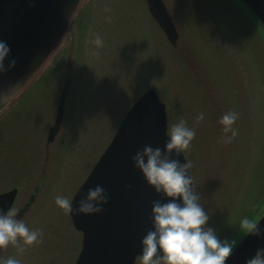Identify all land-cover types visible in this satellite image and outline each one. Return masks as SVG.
Returning <instances> with one entry per match:
<instances>
[{"label": "rangeland", "instance_id": "obj_1", "mask_svg": "<svg viewBox=\"0 0 264 264\" xmlns=\"http://www.w3.org/2000/svg\"><path fill=\"white\" fill-rule=\"evenodd\" d=\"M164 1L178 31L174 46L145 0H82L34 77L57 58L52 85L31 105L19 104V93L0 109V192L19 188L15 209L29 201L20 220L42 233L40 246L80 248L56 197L71 200L125 111L150 87L166 104L167 130L181 118L195 130L183 154L218 238L237 243L246 233L241 221L264 211V34L237 0ZM96 36L104 41L99 59L91 54ZM62 91V123L47 143ZM229 111L238 134L225 144L219 121ZM25 251L11 250V258L45 257Z\"/></svg>", "mask_w": 264, "mask_h": 264}, {"label": "water", "instance_id": "obj_2", "mask_svg": "<svg viewBox=\"0 0 264 264\" xmlns=\"http://www.w3.org/2000/svg\"><path fill=\"white\" fill-rule=\"evenodd\" d=\"M82 0H0V42L10 48L4 60L7 67L0 73V91L22 86L5 102L22 92L41 70L67 29L71 17ZM264 28V0H242ZM148 11L175 45L178 39L173 17L164 0H146ZM65 93L62 91L47 142L58 133L64 113ZM167 132L166 105L153 87L133 102L117 126L112 138L101 152L89 173L77 188L71 201L73 207L84 198L89 188L99 185L109 199L98 214H70L76 229L82 232V248L75 264H133L142 254V240L154 230L153 201L168 200L155 193L132 157L146 145L164 149ZM173 158L186 163L184 154ZM17 187L0 193V211L6 213L17 195ZM264 232V212L256 220ZM264 248V234L245 233L236 243L225 264H245L256 251ZM158 255L162 253L158 250Z\"/></svg>", "mask_w": 264, "mask_h": 264}, {"label": "clouds", "instance_id": "obj_3", "mask_svg": "<svg viewBox=\"0 0 264 264\" xmlns=\"http://www.w3.org/2000/svg\"><path fill=\"white\" fill-rule=\"evenodd\" d=\"M110 19V17H109ZM96 50L92 55L99 59V49L104 41L96 36L91 41ZM10 48L0 42V73L7 72L15 66L12 60L5 67L4 60L9 55ZM22 86H15L12 91H0V103L18 92ZM201 112L197 123L204 120ZM238 116L235 112L225 113L219 123L223 125L222 142L229 144L237 136L233 127ZM231 135H228V134ZM194 128H189L181 118L166 132L169 138L164 149L146 145L132 157L134 167L139 169L147 184L155 193L162 195L168 202L153 201L152 214L154 230L149 231L142 240L141 264H225L232 255L236 241L220 240L216 232L207 226L209 216L200 203V196L193 186L190 175L191 164L180 163L173 156H180L189 150L195 139ZM108 195L104 188L97 185L89 188L87 194L77 206L63 196H57L55 203L66 214H98L103 211L102 205L108 203ZM17 211H0V249H6L10 244L17 248L18 254H23V245L32 246L42 242L39 231L30 230L23 220L16 219ZM241 228L247 235L261 236L264 234L259 223L244 218ZM158 250L163 255H158ZM0 264H21L16 258L0 260ZM245 264H264V248L256 251L255 255L246 260Z\"/></svg>", "mask_w": 264, "mask_h": 264}, {"label": "flooded vegetation", "instance_id": "obj_4", "mask_svg": "<svg viewBox=\"0 0 264 264\" xmlns=\"http://www.w3.org/2000/svg\"><path fill=\"white\" fill-rule=\"evenodd\" d=\"M4 105L0 106V109ZM40 185V181L37 183L36 187L38 188ZM19 192V188H18ZM34 191L31 193V197L34 196ZM29 206V201H26L22 206L15 209V201L12 204L11 208L9 210H16L17 216L16 219L20 220L22 216L25 214ZM8 210V211H9ZM80 248L77 249L76 246L72 242H44L41 245L40 243H36L31 246V248L27 245H23V242H20L21 246L24 247L26 250L25 252L29 253L30 255H36V254H43L45 257L42 258H33V257H27L23 260L20 259L21 264H75L78 255L80 253L81 247H82V234L80 231ZM39 244V245H38ZM38 245L39 247H35ZM29 247V248H28ZM17 249L13 245H9L6 249H0V260H4L7 258H10V252L11 250ZM31 250V251H30ZM14 258V257H12Z\"/></svg>", "mask_w": 264, "mask_h": 264}, {"label": "trees", "instance_id": "obj_5", "mask_svg": "<svg viewBox=\"0 0 264 264\" xmlns=\"http://www.w3.org/2000/svg\"><path fill=\"white\" fill-rule=\"evenodd\" d=\"M240 4L243 5L244 9L246 10L247 16L250 18L251 20L253 18V20L259 25V28L262 30V33L264 34V29L261 26V24L258 22V20L256 19V17L253 15V13L250 11V9L241 1V0H237ZM59 60V59H58ZM57 58L55 59V61L47 68L45 69L32 83L31 85H29V87L22 93L21 96V102H25L28 104H33L32 102L34 101V98H37L40 93L43 91H46V87L49 88V86L52 85V83L54 82V78H55V72H56V66H57V62H58ZM39 98V97H38ZM33 100V101H32ZM113 131V130H112Z\"/></svg>", "mask_w": 264, "mask_h": 264}]
</instances>
